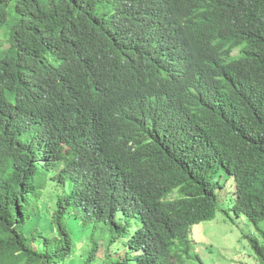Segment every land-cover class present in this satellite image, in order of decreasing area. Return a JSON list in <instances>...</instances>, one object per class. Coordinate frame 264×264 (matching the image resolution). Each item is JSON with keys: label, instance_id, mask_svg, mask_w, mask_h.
<instances>
[{"label": "trees", "instance_id": "trees-1", "mask_svg": "<svg viewBox=\"0 0 264 264\" xmlns=\"http://www.w3.org/2000/svg\"><path fill=\"white\" fill-rule=\"evenodd\" d=\"M129 17L107 0H0V264L201 262L194 226L218 213L248 220L264 264V0H155L160 36L141 41ZM28 41L58 62L49 89L20 74ZM98 76L125 93L107 97L89 170L66 143L86 136L77 84ZM46 94L69 107L42 136ZM48 202L54 235L27 232Z\"/></svg>", "mask_w": 264, "mask_h": 264}, {"label": "clouds", "instance_id": "clouds-1", "mask_svg": "<svg viewBox=\"0 0 264 264\" xmlns=\"http://www.w3.org/2000/svg\"><path fill=\"white\" fill-rule=\"evenodd\" d=\"M112 6L125 5L129 8L130 17L126 26L137 25L140 31V41L144 38L149 39L158 37L150 32L151 19L154 14L155 0H107ZM172 2V1H171ZM176 16V14H175ZM178 35V34H177ZM32 42V43H31ZM177 51L182 52L184 45L176 34H173L171 42ZM21 56L19 60V70L21 76L30 84L39 83L45 89L54 86L56 82V68L58 62L52 63L47 61L41 54V46L33 41L23 42L21 47ZM236 53V52H235ZM194 59V57H189ZM19 81L16 82V89H19ZM76 94L70 104L82 100V104L76 108L79 111L83 126L80 129L86 134L84 140L72 138L71 144L66 143L69 158L74 164L83 165L89 170L94 164V146L90 136L96 132L100 133L104 128L102 126L103 107L107 106V97L109 99L111 93H125L122 83L115 88H109V77L98 76L93 79H83L76 87ZM115 99L119 97L114 95ZM98 105L95 107V105ZM69 105H65L57 96L46 94L44 101L43 113L39 118V126L43 128L42 136L48 134L45 124L49 122V118L57 113L67 109ZM111 110V108H110ZM30 119L34 116V109L28 108L25 112ZM67 125H65L66 131ZM76 131L72 126L70 132ZM68 132V133H70ZM66 133V135H68ZM63 170V168H60ZM99 176L93 177L97 178ZM69 183L71 181L67 180Z\"/></svg>", "mask_w": 264, "mask_h": 264}, {"label": "rangeland", "instance_id": "rangeland-1", "mask_svg": "<svg viewBox=\"0 0 264 264\" xmlns=\"http://www.w3.org/2000/svg\"><path fill=\"white\" fill-rule=\"evenodd\" d=\"M6 46L9 44L7 43ZM221 176L223 181L228 178L226 172H222ZM234 188V183L225 188L229 199L234 196ZM47 207L50 212L40 213L27 226V232L38 227L47 231L49 236L54 235L51 216L54 205L48 202ZM254 231V227L245 217L239 219L234 213L232 219L226 218L223 213H218L214 220L195 225L193 229V239L196 244L194 253L199 256L201 262L197 261L192 264H259L248 240L243 237V232L254 233ZM78 255L83 257L87 253L86 251L78 252Z\"/></svg>", "mask_w": 264, "mask_h": 264}]
</instances>
